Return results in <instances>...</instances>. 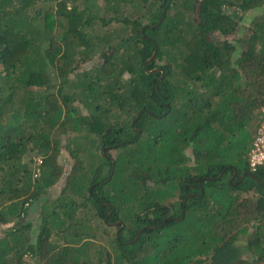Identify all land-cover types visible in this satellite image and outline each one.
<instances>
[{
	"label": "trees",
	"instance_id": "obj_1",
	"mask_svg": "<svg viewBox=\"0 0 264 264\" xmlns=\"http://www.w3.org/2000/svg\"><path fill=\"white\" fill-rule=\"evenodd\" d=\"M163 1L104 0L108 16L96 0H0V264H90L97 222L106 230L118 219L127 224L115 237L117 264H264V171L245 177L252 195L222 187L235 170L233 183L249 172L264 20L239 30L264 0ZM158 60L161 70L148 72ZM121 142L136 147L117 158L106 191L78 193L93 206L68 197L84 180L109 179L94 150ZM228 147L232 163L220 158ZM63 153L75 158L72 175L43 201L34 238L33 223L18 221L63 184ZM221 173L213 193L208 177Z\"/></svg>",
	"mask_w": 264,
	"mask_h": 264
},
{
	"label": "rangeland",
	"instance_id": "obj_2",
	"mask_svg": "<svg viewBox=\"0 0 264 264\" xmlns=\"http://www.w3.org/2000/svg\"><path fill=\"white\" fill-rule=\"evenodd\" d=\"M96 9H97V11L98 10L100 11V15L101 14L102 15L106 14L108 16L112 15V14L110 15V13H107L105 11V2H104V0H96ZM194 16L198 17V12L196 13L194 11ZM263 20H264V8L252 9V10H249V11L245 12V14L243 16L242 24L246 26V29H245L244 26L241 27V30H239V33L240 34H242V33L247 34L246 32H249V30L251 29V27L247 29V27L250 26V24H252V26H253L255 23H262ZM214 39L216 41H220V40H224L225 37L220 35L219 33H216L214 35ZM231 39H234V38H231ZM260 46L261 45H259L258 47H260ZM241 51H243V47H238L236 49V51L234 53V58L235 59L240 55ZM102 62H103V60L100 58V59H96L94 61H90V62L85 63V64H80V66L83 68V70H88V69H92V68H96V67L100 66L99 64H101ZM158 62L160 63L161 61H158ZM156 68H159V67H156ZM72 76H74V75H72ZM129 77H130L129 74H125L124 77H123V80L126 81V80L129 79ZM76 104H78L80 107L83 106V104L82 103L80 104L79 102L76 103ZM82 111L84 113L88 112L85 108L82 109ZM126 121L129 122L130 119L127 118ZM253 123H255V121ZM148 142L151 143L150 140ZM225 151H226V153L223 152V154L221 155L220 158L227 159L231 163L233 161H235V157H236L237 153L234 150V148H229L228 147V148H226ZM35 154H36V151L35 150L32 151V149H31L28 152L27 157H31V156L33 157ZM63 154H64L65 158H61V159H59V161L62 162L63 165L67 166L70 169L75 164V158L73 156H71V155L69 156V155H66L65 153H63ZM192 156H194V155H192ZM195 163H196V161L194 159L188 160L187 166L188 165L190 166V164L195 166ZM232 176L233 175H231L230 178L228 179L227 184L222 185V187H224V189L229 190V188L226 187L227 185H229L230 187L235 185V190H236L237 193H241L242 195H246V194L252 195L253 194L252 190L251 189L249 190L248 185L250 184V181L248 179H245L243 181L246 184L241 188V187H237L238 184H239V179L236 182L233 183L232 182V178H233ZM210 177L211 178H209V180H212L213 186H214L213 189L212 188L211 189H212L213 193H216L215 190L219 189L217 187L218 185H216V182L219 181V179L222 176L221 177L218 176L216 178L217 179L216 181H214V177H212V176H210ZM61 191H62V188H60V185L53 186L50 189H47V191L45 192V196H42V200H40L39 202L35 203V205L31 208L29 214L25 217V220L22 218V219H20V221H18V222H23V223L24 222H32L33 223V227L31 229V233H32V236L34 238L39 234L40 229H41V216H42V214L40 212L42 210V205L44 203L43 201L45 199H47V200H55V198H57L60 195ZM202 193H203V191H201V194ZM213 193H212V196H213V198H215ZM177 198H178V196H177ZM175 199H176V197H175ZM93 213H94V217L93 218H97L96 210H94ZM80 222H81V220H80ZM102 222L103 221H101V220L99 222H97V225H100V230L96 233V235H95L96 238H94V241H93L95 243V245H96V248L92 249V251H91L92 254H94L93 255L94 258H92V261H90V264H108V262L106 263V260L109 259V258L111 259L110 264H117V258H116V256H117V253H116L117 252V247L114 246L117 228L114 227V226H108V228L105 230L103 225H102ZM23 223H20V224H23ZM5 229H6V227L0 229V235L4 234ZM101 230H102V233H100ZM107 239H109L112 242L113 247H112V245H110L106 241ZM208 261L209 260H207L205 263L208 264Z\"/></svg>",
	"mask_w": 264,
	"mask_h": 264
},
{
	"label": "clouds",
	"instance_id": "obj_3",
	"mask_svg": "<svg viewBox=\"0 0 264 264\" xmlns=\"http://www.w3.org/2000/svg\"><path fill=\"white\" fill-rule=\"evenodd\" d=\"M163 2H167L166 0H164ZM163 18V17H162ZM158 24H159V22H158ZM216 33H214V34H212L211 35V38H212V40L215 42V43H217V44H220V43H222V42H224L225 41V39H226V37H225V39L224 40H220V41H216L215 39H214V35H215ZM221 35V34H220ZM223 36V35H222ZM155 51V50H154ZM242 52V51H241ZM154 53V52H153ZM241 54V53H240ZM240 56V55H239ZM238 56V57H239ZM237 57V58H238ZM152 56L146 61V63H145V66L147 65V63H149L151 60H152ZM235 59V58H234ZM158 61H161V60H158ZM156 62L157 64L156 65H160L161 63H162V61L159 63V62ZM99 67V66H98ZM161 70V68H160V66H159V68H154V70L152 69V70H148V72L150 71H160ZM163 77V74H161V78ZM141 115V112L137 115V117L135 118V120L132 122V125L134 126V123H135V121L137 120V118L139 117ZM131 121H132V118L130 119V121L128 122V123H131ZM255 121V123H253ZM260 127H264V105L260 108V109H258V110H256V112L254 113V115H253V117L251 118V120H250V122H249V125H248V127H247V130H250L251 131V140H250V142H249V144H248V151H247V160L249 161V172H247V175L248 174H253L254 175V172H261V171H264V165H261V166H259L257 169H255V170H253V168L251 167V152H252V149H253V147H254V142H255V140H256V129L257 128H260ZM140 130V129H139ZM141 131V130H140ZM98 145V144H97ZM224 146L225 147H227L228 145L226 144V143H224ZM135 147H136V143H134V142H130V143H128L127 145H125V143L124 142H121V143H117V144H112V145H110V146H107V148H105V147H101V148H98V147H95V150H94V154L95 155H97L98 156V154H101V156H103L104 157V159H106L107 160V164H106V166H105V168H104V171H103V173H102V171H101V173H100V175L103 177V176H105L107 173H109V171L111 170V173H110V175H109V179L108 180H106V179H103V180H100V181H98V182H92L90 179H87V180H84V181H82L75 189H73V190H71L69 193H70V195L68 196V197H72V198H74V200L76 201V202H81V203H85L87 206H93V204H92V202L90 201V200H85V199H83L82 197H81V195L82 194H78L79 192H81V191H83V192H85L86 193V191H89V193H88V195H90L93 191H94V189L97 187V186H104V189L103 190H101V192L103 191V192H105L106 191V189H107V182L112 178V176H113V172H114V167L115 166H117V158L119 157V156H122L123 154H125L126 153V150H127V153H131V152H133L134 151V149H135ZM58 162L60 163V161L58 160ZM64 166V168H63V175L65 176V180H64V182H63V184L61 185V184H54V185H52L51 187H53V186H57V185H60V188H64L65 187V185H66V183H68V178L70 177V175H72V172H73V169H74V166H75V164H74V166H72L70 169L67 167V166H65V165H63ZM245 173V172H244ZM222 175H223V173H221ZM235 174V178H236V176H237V171L235 170L234 171V173H233V175ZM99 175V176H100ZM221 175V176H222ZM246 175V176H247ZM242 176V175H241ZM66 177H67V179H66ZM97 178H98V176H97ZM209 178H211V177H208V179ZM234 178V179H235ZM241 178V177H240ZM214 179H216V178H214ZM233 179V180H234ZM245 179V178H244ZM243 179V180H244ZM199 180L200 179H195L194 178V182H191L190 181V183H196L195 185L197 186V187H201V185L200 184H198L197 182H199ZM233 180H232V182H233ZM240 180V179H239ZM242 180V181H243ZM67 188H68V185H67ZM50 189V188H49ZM47 191V189L43 192V194H45V192ZM61 194V193H60ZM96 196H98L97 194H95ZM190 195H193L192 193H189V195L188 196H186V200H187V197H189ZM43 196H45V195H43ZM60 196V195H59ZM58 196V197H59ZM177 196L179 197V195L178 194H176L175 195V197L177 198ZM57 197V198H58ZM85 197V196H84ZM172 197H174V196H172ZM174 197V198H175ZM56 199V198H55ZM185 201V200H184ZM104 202L105 201H101V203L102 204H104ZM186 203V202H185ZM84 212H85V210H84ZM114 212V210L112 211V212H110V214H112ZM127 223L125 222V221H123V220H121V219H118V220H116V221H112V222H107V228H108V226H114V227H116L117 228V231H116V238H119V233H120V231H121V229L126 225ZM145 227H149V228H154L155 226H153V225H147V226H145ZM139 232H143V229H141V230H139ZM139 232H138V235L136 236V240H138L139 239V237L141 236V233H140V235H139ZM133 240L134 242L136 241V240ZM117 257V256H116ZM108 262L110 263L111 262V259H110V261L108 260ZM107 263V262H106Z\"/></svg>",
	"mask_w": 264,
	"mask_h": 264
},
{
	"label": "built area",
	"instance_id": "obj_4",
	"mask_svg": "<svg viewBox=\"0 0 264 264\" xmlns=\"http://www.w3.org/2000/svg\"><path fill=\"white\" fill-rule=\"evenodd\" d=\"M251 167L253 170L264 165V127L256 129V140L251 152Z\"/></svg>",
	"mask_w": 264,
	"mask_h": 264
},
{
	"label": "water",
	"instance_id": "obj_5",
	"mask_svg": "<svg viewBox=\"0 0 264 264\" xmlns=\"http://www.w3.org/2000/svg\"><path fill=\"white\" fill-rule=\"evenodd\" d=\"M163 15H164V12H163ZM156 53H157V48L155 49V51H154V53H153V55H152V57H154L155 55H156ZM221 175L222 174H220L219 176L221 177ZM246 175H247V172H245V173H243L242 174V176H241V178H240V180H239V183L246 177ZM248 175H250V176H252L253 178H256L257 179V177L255 176V175H253V174H248ZM233 178H232V180L235 178V174L232 176ZM186 202V199H185V201H184V203ZM140 233L141 232H139V235H140ZM138 238V237H137ZM136 238V239H137ZM135 239V240H136Z\"/></svg>",
	"mask_w": 264,
	"mask_h": 264
},
{
	"label": "flooded vegetation",
	"instance_id": "obj_6",
	"mask_svg": "<svg viewBox=\"0 0 264 264\" xmlns=\"http://www.w3.org/2000/svg\"><path fill=\"white\" fill-rule=\"evenodd\" d=\"M105 148H107V147H105ZM191 186L193 187V186H196L195 184H191Z\"/></svg>",
	"mask_w": 264,
	"mask_h": 264
}]
</instances>
